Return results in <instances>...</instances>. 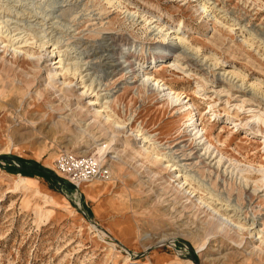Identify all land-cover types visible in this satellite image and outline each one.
<instances>
[{"label":"rangeland","instance_id":"374dc122","mask_svg":"<svg viewBox=\"0 0 264 264\" xmlns=\"http://www.w3.org/2000/svg\"><path fill=\"white\" fill-rule=\"evenodd\" d=\"M120 1L123 8L106 0H0V20L15 22L25 50L43 55L36 62L0 49V264H131L135 256L143 264H264L259 236L244 222L256 217L264 231V123L253 119L264 118V0H210L211 17L195 0ZM124 11L185 24L195 51L177 50L149 70L182 94L180 105L142 88V68L159 57L161 39ZM51 55L69 69L59 71L72 89L53 81ZM119 61L133 62L136 76L117 69ZM97 92L112 95L114 119L154 136L159 155L190 164L223 203L198 196L220 211L226 202L239 207L243 215L232 219L241 217L246 230L216 231L209 213L185 203L168 173L138 156L133 136L100 124L87 105ZM187 102L221 163L187 128V106L180 110ZM60 152L101 160L108 184L89 197L56 172Z\"/></svg>","mask_w":264,"mask_h":264},{"label":"bare ground","instance_id":"6f19581e","mask_svg":"<svg viewBox=\"0 0 264 264\" xmlns=\"http://www.w3.org/2000/svg\"><path fill=\"white\" fill-rule=\"evenodd\" d=\"M106 1L110 5H116V7L118 6V8H123L122 2L120 0H106ZM195 1L198 2L199 9L203 13L210 16L208 14V10L210 8L208 4H211L210 0H195ZM45 2H47V0H44L43 3ZM124 12L127 13L128 16H130L133 19L137 17L139 20L141 19L145 27L148 30L157 34V36L161 39L160 41L161 44L159 45V47H157L159 57L155 58L154 61L150 64V66L142 68L144 70L143 82L141 84L142 88L143 89L149 88L152 92L156 91L159 95L165 97L169 103L180 105V103H182L183 98H184L182 94L174 91L173 88L168 87L166 83H164L163 80L153 77L149 73V70L153 67L158 66L159 63L166 64L170 58L176 56L177 50L183 49L184 52H186L187 50V53H186L187 55L190 54L191 50L195 51V49H192L191 45L186 40L187 37H186V31H185V28H186L185 24L183 22H179L176 24L175 27L174 26L168 27L163 22L162 16L160 19H157L154 17H147L146 15H143V14L139 15L136 12L134 13H131L128 11H124ZM19 14L20 13L17 12V15ZM1 20H0V49L1 51L14 53V55L16 56L25 55L28 58H31L32 60L34 59V61L36 62H40V60H42L43 58V55L35 56V54L28 53V51L25 50L26 44L28 43V41L25 40L24 36L22 37L23 33L13 34L14 32L17 31V30H12L13 28H11L12 23H15V22H13L12 20H5V21H1ZM1 25H4V26L1 27ZM4 27L6 28L5 31H4L5 29ZM9 30H11V32L9 33V35H6V33ZM3 38H6L7 40L4 41ZM47 49L48 48L46 47V44L41 45V50H42L41 53H48ZM56 49L57 48H55V50ZM52 53H54V51L53 52L51 51V54ZM57 57H58L57 55H51L50 57H47V58H50L48 61L51 63L50 74L53 76L54 82L59 84L64 90H70L72 89L73 83L66 82V79L62 80L61 76L63 75V73L61 74L59 71L60 69H62V71H68L69 69L64 65L63 60H60L58 62L53 61V59H57ZM164 60L166 61L164 62ZM74 64L76 65L75 66L76 70H77V66L80 68L77 62ZM116 68L122 71H126L128 74L133 75V77L136 76V73H135L136 69H134L133 67V62L125 61V62L120 63L119 61V63L116 65ZM92 86H93V83H91L88 87H92ZM198 88H202V87H198ZM99 92H97V94L95 95L89 96L87 105L90 108V110L93 111L94 114L102 118V120L100 121V124L102 126H104L108 130L109 128H107V126L112 125L116 133H120L125 130L127 134H130L131 136H133L136 141V144L139 147L138 156H143V158L146 159V162H148V164H150V166L152 167L157 166V165L161 166L162 169L168 173V176H167L168 180L166 181V183H168L169 186L172 187L173 191L176 194H178L179 196H181L183 200H185V203H189V205H192L194 208L202 209L206 211L207 213H209L210 218H212V220L215 222L213 226L214 228H216V231L229 229L233 231L236 230L239 233H242L243 231L246 230L245 228L246 225L242 223L241 217L239 218V223H238V220L237 222H235L234 219H232V217L233 218L238 217V215L242 213V210H239V207H236V205H231L229 203L227 204L226 202L224 204V208L225 207L226 208L221 209L220 211L214 208L210 203L206 202L203 196H198V194H196L197 192L198 193H204V192L208 193L209 192L210 195L212 196V199L218 197L216 201H222L221 200L222 198L218 196L219 194L215 195L214 191H212V189L207 183L201 180V178L197 174L192 173L189 170L190 164L184 163L183 160L179 159V157L175 155V153H171V152L163 153L162 152L160 153L161 155H159L158 153L159 148H160L159 143L155 141L154 136L149 135L148 133H142V134H140L139 132L136 133L131 128H129V126L123 125V123L121 121H118V119H114L113 118L114 114H112L111 107L107 105L111 103L110 98L112 97V95L110 94V92H106L102 94H99ZM197 93L199 95H202L201 92H197ZM81 94L87 95L84 92ZM98 105L100 106V108H98ZM185 106H187L185 108V111H187L188 123H189L187 125V128L191 130V133L193 134L196 142L198 143V146L202 147L201 150H205V156L210 154L209 158H213V157L215 159L219 158V163H221L223 160V156L219 154V152H217L216 148L215 149L213 148L210 142L207 141L206 130L204 128H200L199 126V119H198L197 109L195 107V104L187 102V104L183 105L180 108V110H182V108H184ZM210 112L211 113L213 112V115L217 116V113L213 111L212 106H210ZM91 119L93 122H96V123L98 122L93 117ZM253 119L257 123L258 122L264 123V118L262 117L261 114L254 115ZM229 120L231 119L229 118ZM237 126L238 125H236V127ZM116 137H117L116 135L113 136V138H116ZM100 150L103 155L107 153L104 147H102ZM216 153H218V155L215 157ZM183 155L186 156L185 154ZM195 158L201 159V156L198 155ZM112 172H114L113 169H112ZM261 173L263 175V179L260 182L264 183V169L261 171ZM106 183L107 182L100 181V180H96V181L92 180L83 185V190L87 191V195L89 197H95V195L99 192V189ZM194 185H197V186L194 187ZM221 203H223V201ZM219 204L220 203L215 204V205L218 206ZM222 211L226 213L229 212V213H235V214L234 215L229 214L227 216L226 214H223ZM244 220H245L244 222L250 223L251 236L255 238L259 236L258 241H260L261 245L263 246V248L260 250L264 252V231L258 229L259 223L257 221V218L251 217L249 220H247V218H245Z\"/></svg>","mask_w":264,"mask_h":264},{"label":"built area","instance_id":"2783aa9c","mask_svg":"<svg viewBox=\"0 0 264 264\" xmlns=\"http://www.w3.org/2000/svg\"><path fill=\"white\" fill-rule=\"evenodd\" d=\"M53 163L56 172L77 188L92 180L106 181L111 177L108 166L93 156L60 152ZM131 264L143 262L135 256L131 258Z\"/></svg>","mask_w":264,"mask_h":264},{"label":"crops","instance_id":"0c3cea01","mask_svg":"<svg viewBox=\"0 0 264 264\" xmlns=\"http://www.w3.org/2000/svg\"><path fill=\"white\" fill-rule=\"evenodd\" d=\"M84 184H85V183H84ZM84 184H83V185H84ZM104 187H105V186H104ZM82 196H83V195H82Z\"/></svg>","mask_w":264,"mask_h":264},{"label":"trees","instance_id":"16d2710c","mask_svg":"<svg viewBox=\"0 0 264 264\" xmlns=\"http://www.w3.org/2000/svg\"><path fill=\"white\" fill-rule=\"evenodd\" d=\"M41 170H42V169H41ZM41 170H40V171H41Z\"/></svg>","mask_w":264,"mask_h":264}]
</instances>
